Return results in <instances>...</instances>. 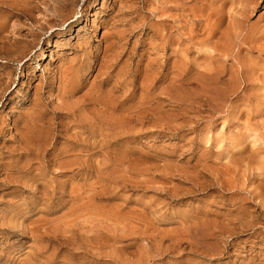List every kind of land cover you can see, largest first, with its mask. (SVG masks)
<instances>
[{
  "label": "rangeland",
  "instance_id": "374dc122",
  "mask_svg": "<svg viewBox=\"0 0 264 264\" xmlns=\"http://www.w3.org/2000/svg\"><path fill=\"white\" fill-rule=\"evenodd\" d=\"M0 264H264V0H0Z\"/></svg>",
  "mask_w": 264,
  "mask_h": 264
},
{
  "label": "bare ground",
  "instance_id": "6f19581e",
  "mask_svg": "<svg viewBox=\"0 0 264 264\" xmlns=\"http://www.w3.org/2000/svg\"><path fill=\"white\" fill-rule=\"evenodd\" d=\"M45 2V1H44ZM29 3V2H28ZM35 6V5H34ZM33 6V7H34ZM20 9V8H19ZM46 10V9H45ZM17 11V10H16ZM50 11V10H49ZM19 12H21V11H19ZM22 12H23V9H22ZM48 12V11H47ZM25 13V12H24ZM23 13V14H24ZM24 15H26V14H24ZM29 17H31V16H29ZM58 26V25H57ZM44 28V27H43ZM39 30H40V28H39ZM44 30V29H43ZM55 31V30H54ZM55 33V32H54ZM53 34V33H52ZM41 35V34H40ZM40 37V36H39ZM36 38H38V37H36ZM98 59V58H97ZM82 60V59H81ZM108 61V60H107ZM99 63V62H98ZM106 63H108V62H106ZM105 63V64H106ZM91 65V64H90ZM95 65H97V64H95ZM108 66H110V65H108ZM107 66V68H109ZM89 67V66H88ZM111 67V66H110ZM167 67V66H166ZM90 68V67H89ZM92 68H94V67H92ZM102 68V67H101ZM78 70V69H77ZM109 71V70H108ZM79 72V71H78ZM110 72V71H109ZM99 74H100V72H99ZM110 74H111V72H110ZM96 75H97V73H96ZM107 75V74H106ZM78 77V76H77ZM125 77V76H124ZM156 77V76H155ZM166 77V76H165ZM143 78V77H142ZM66 79V78H65ZM76 79V78H75ZM69 80V79H68ZM102 81H103V79H101ZM106 80V79H105ZM74 81V80H73ZM81 81H82V79H81ZM69 82V81H68ZM78 82V81H77ZM75 83H76V81H75ZM81 83V82H80ZM105 83H106V81H105ZM81 85V84H80ZM106 85V84H105ZM83 86V85H82ZM81 88V87H80ZM58 89V88H57ZM77 91V90H76ZM79 91H81V90H79ZM70 93H71V91H70ZM72 94H73V91H72ZM84 101V100H83ZM111 104V103H110ZM141 105V104H140ZM65 107V106H64ZM69 110V109H68ZM70 111V110H69ZM125 114H127V113H125ZM35 115V114H34ZM34 115H33V117H34ZM146 115V114H145ZM31 117V116H30ZM29 119V118H28ZM33 120H35L34 118H32ZM39 119V118H38ZM129 119V118H128ZM36 121V120H35ZM39 121V120H38ZM38 121H37V123H38ZM120 122V121H119ZM30 123V122H29ZM80 124V123H79ZM28 125V124H27ZM36 125H38V124H36ZM30 127V126H29ZM36 127V126H35ZM29 129V128H28ZM30 130V129H29ZM23 131V130H22ZM24 131H25V129H24ZM27 139V138H26ZM29 141V140H28ZM21 148V147H20ZM24 148V147H23ZM28 167V166H27ZM20 169H21V167H19ZM23 168V167H22ZM26 168V167H25ZM24 169V168H23ZM29 170V169H28ZM22 171V170H21ZM25 171V170H24ZM10 183V182H9ZM47 234V233H46Z\"/></svg>",
  "mask_w": 264,
  "mask_h": 264
}]
</instances>
